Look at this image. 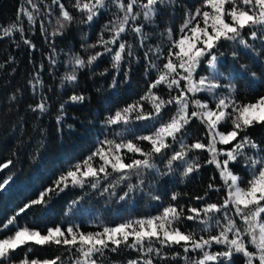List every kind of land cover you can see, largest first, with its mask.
I'll list each match as a JSON object with an SVG mask.
<instances>
[{"label":"snow or ice","instance_id":"6c2138e0","mask_svg":"<svg viewBox=\"0 0 264 264\" xmlns=\"http://www.w3.org/2000/svg\"><path fill=\"white\" fill-rule=\"evenodd\" d=\"M26 4L31 10L21 5L16 21L0 28V39L16 33L23 39L21 16L27 18L29 25L36 23L40 12L38 3L26 0ZM52 5L59 7V15L55 17L57 27L51 35H63L76 17L61 0H51L50 14ZM174 6L175 0H74L71 8L84 17L81 22L85 24L91 25L94 18L113 7L115 11L101 26L95 43L81 44L87 58L80 52L72 56L69 61L71 71L65 74L64 80L75 83L78 71L91 68L102 56L110 57L111 68L117 73L122 71L124 64L138 60L132 43L125 38L129 32L139 40L141 48H146L143 56L145 76L154 72L155 79L138 100L105 118L106 134L103 140H97L98 146L88 157L70 165L54 181L53 187L25 204L17 215L34 205H47L45 198L50 199V193L63 192L69 187L87 185L93 190L99 189L101 195L111 197L116 195L120 185L128 182L127 191L119 196V200L124 201L137 189L143 190L144 176L152 171L161 177L179 172L182 178H188L199 173L205 165H211L223 183L217 184L216 177H211L203 195L192 198L200 204L186 206L179 203L187 194L173 192L170 202L156 215L129 218L114 226H103L96 232L80 231L74 222L67 226H20L13 216L0 225V232L10 227L14 229L13 234L0 237V264H107L106 253L126 250L138 254L126 264H157L158 260L168 264L170 259H182L184 264H237V259L241 264H264V142L254 140L248 132L255 125H264V96L255 102L240 103L236 99V86L230 77L218 70L224 56L220 47L225 42L232 46L238 44L259 55L249 39L264 44V0H203L195 12L185 13L178 38H173L171 28L162 34L169 41L166 50L160 44L148 45L146 26L155 24L161 9ZM246 29L249 39H246ZM40 30L46 31L43 24ZM83 39L87 42L88 37ZM24 42L35 47L30 40ZM97 48L102 51L88 52ZM238 56L239 52L233 50V59ZM52 63L55 64V60ZM202 63L209 72L197 78ZM241 67L247 71L245 66ZM108 71L105 69L101 75ZM123 76L127 82L129 70H123ZM251 76L255 78L256 73L252 72ZM225 80L228 83H224ZM37 83L41 82L38 80ZM117 83L114 77L112 86L116 87ZM161 88L167 89L166 95ZM201 94L210 100L202 99ZM84 99L83 95L69 97L73 103ZM146 104L150 105V111L145 110ZM64 107L65 104L60 105L58 124L63 120ZM173 107L175 111L165 120L164 116ZM30 108L41 114L47 112V98L41 96L40 102ZM137 121H149L150 124L144 127H151V131L135 135L129 125ZM194 121H199L205 129L204 135L195 139L190 133ZM229 122L230 129L227 127ZM118 128L121 130L117 131ZM125 132L132 133L131 138L125 136ZM201 154H204L203 163ZM158 159L164 163V171L157 166ZM241 161L249 176L246 183L233 171V165ZM113 173L117 175L109 180ZM133 176L137 178L136 184L130 182ZM10 179L0 183V190ZM102 181L109 182L101 188ZM242 183L245 186H241ZM212 192L217 197L215 202H209ZM153 198L160 200L159 196ZM80 199L83 197L71 202L66 216ZM186 222H192V225ZM33 246L53 247L58 254L43 259L30 258ZM174 246L180 247L183 255L173 252L169 256L166 249ZM215 246H219V250H214ZM61 248L69 254L67 258L60 253ZM17 250H24L19 260L14 258Z\"/></svg>","mask_w":264,"mask_h":264},{"label":"trees","instance_id":"16d2710c","mask_svg":"<svg viewBox=\"0 0 264 264\" xmlns=\"http://www.w3.org/2000/svg\"><path fill=\"white\" fill-rule=\"evenodd\" d=\"M35 2L40 8L36 23L29 25L27 18L21 16L24 27L23 39L20 33L0 39V183L11 178L8 185L0 190V225L16 216L20 226L25 224L29 226L35 224L39 227H50L55 224L67 226L69 222H74L80 227V231L96 232L102 230L103 226H114L129 218L156 215L170 202L173 192L187 194L182 196L179 203L186 206L200 204V201L192 198L203 195L211 177H216L217 184L223 183L214 166L211 165H205L199 173L188 178H182L179 172L161 177L152 171L144 176L143 190L137 189L124 201H120L119 196L127 191L128 182L120 185L116 189V195L111 197L108 194L101 195L99 189L93 190L87 185L83 188L69 187L63 192L50 193L51 198H45L48 200L47 205H34L17 215L25 204L37 199L45 189L53 187L54 181L70 165L82 162L88 157L98 146L97 140H103L106 134L105 118L118 108L138 100L146 92L148 84L155 79L154 72L149 77L145 76L146 61L143 56L146 48H141L139 40L129 32L125 38L132 43L139 57L138 60L133 59L130 65L124 64L122 71L117 73L111 68L110 57L102 56L91 68L79 70L75 83H68L63 78L71 71L69 61L72 56L80 52L85 59L87 58V54L81 49V44L96 42L101 26L111 18L115 8L102 12L89 25L82 23L84 17L71 8L74 0H61L76 19L67 26L63 35L52 36L51 33L57 27L55 17L59 15V7L52 5L50 14L48 6L51 5V0H35ZM202 3L203 0H175L174 7L161 9L155 24L145 28L149 33L146 43L152 46L160 44L166 50L169 41L166 35L162 34L166 33V29L171 28L173 38H178L185 13L195 12ZM21 5L31 10L26 0H0V28L16 21ZM41 24L46 31L41 32ZM247 31L246 29V39H249ZM84 36L88 37L87 42L84 41ZM25 40H30L35 47L26 44ZM249 43L255 46V52H259V55L243 49L238 44L232 46L225 42L220 47L224 56L222 63L218 64L219 71L225 77H230L231 83L236 86V99L240 103L255 102L260 96H264V44L260 40L251 39ZM233 50L239 52L236 59L232 57ZM95 51L102 49L88 50L89 53ZM52 60H55V64ZM241 66H245L247 71ZM105 69H109L108 73L101 75ZM123 70H129L127 82H124ZM208 70L206 64H202L199 75L208 73ZM252 72L256 73L255 78L251 76ZM114 77L118 81L116 87L112 86ZM38 80L41 83H37ZM223 82L228 83L227 80ZM160 91L167 94V89L161 88ZM13 95H15L14 100ZM72 95H83L85 99L83 102L73 103L69 100ZM41 96L47 98L48 104V111L42 114L30 108V105L35 106L40 102ZM61 104H65V107L63 120L58 124L57 116L61 115ZM145 110L150 111V105L146 104ZM174 111L173 107L164 119L167 120ZM149 124V121H137L129 127L134 129L135 135H141L151 131V127H144ZM227 127L231 128L230 122ZM204 132L205 129L199 121H194L190 127L193 139L203 136ZM248 132L254 140L264 142V125H255ZM131 135L132 133L125 132V136L131 138ZM201 155L203 163L204 154ZM125 162L129 161L125 160ZM157 166L164 171V163L159 159ZM233 171L246 183L249 176L242 161L233 165ZM116 175L113 173L109 180ZM108 182L102 181L101 188ZM130 182L136 184L137 178L133 176ZM245 183L242 185L245 186ZM154 196H159L160 200L154 199ZM209 196V202L216 201L214 192ZM80 197L83 199H80L76 208L66 216L71 202ZM186 223L192 225V222ZM13 232L14 229L10 227L1 233L7 236ZM33 247L34 252L29 254L30 258H50L58 254L53 247ZM23 251L17 250L14 258L17 260L22 258ZM166 251L169 256L173 252H180L183 255V250L178 246ZM60 253H63L65 258L69 255L64 248L60 249ZM106 255L107 264H126L127 260L136 258L138 254L126 250L106 253ZM190 255L196 254L190 253ZM157 264H165V262L158 260ZM168 264H184V261L170 259ZM237 264H241L239 259Z\"/></svg>","mask_w":264,"mask_h":264},{"label":"rangeland","instance_id":"374dc122","mask_svg":"<svg viewBox=\"0 0 264 264\" xmlns=\"http://www.w3.org/2000/svg\"><path fill=\"white\" fill-rule=\"evenodd\" d=\"M203 64V63H202ZM201 64V65H202ZM199 70H200V68L198 69V76H197V78H199V76H204V75H207L208 73H206V74H204V75H199ZM218 70H219V68H218ZM208 72H209V70H208ZM201 98L202 99H208V97H206V96H204V94H201ZM210 100V99H209ZM210 106H211V103H210ZM218 147H224V146H220V145H218ZM241 186H243V185H241ZM0 237H5V235H3L1 232H0ZM214 250H219V246H215V248H214Z\"/></svg>","mask_w":264,"mask_h":264}]
</instances>
